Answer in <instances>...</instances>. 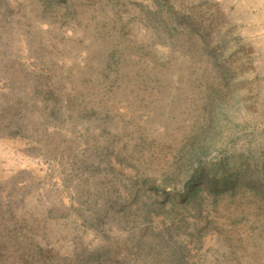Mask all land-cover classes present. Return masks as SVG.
Wrapping results in <instances>:
<instances>
[{
	"label": "rangeland",
	"instance_id": "1",
	"mask_svg": "<svg viewBox=\"0 0 264 264\" xmlns=\"http://www.w3.org/2000/svg\"><path fill=\"white\" fill-rule=\"evenodd\" d=\"M0 264H264V0H0Z\"/></svg>",
	"mask_w": 264,
	"mask_h": 264
}]
</instances>
